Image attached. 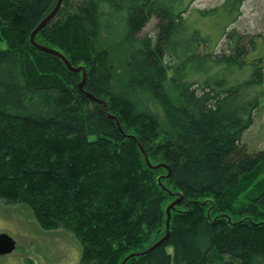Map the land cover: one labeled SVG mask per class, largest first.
<instances>
[{
	"label": "trees",
	"instance_id": "16d2710c",
	"mask_svg": "<svg viewBox=\"0 0 264 264\" xmlns=\"http://www.w3.org/2000/svg\"><path fill=\"white\" fill-rule=\"evenodd\" d=\"M57 1L0 0V202L71 233L78 264H264V183L231 204L264 163L241 143L264 98L262 37L231 28L246 0H61L31 42Z\"/></svg>",
	"mask_w": 264,
	"mask_h": 264
},
{
	"label": "rangeland",
	"instance_id": "374dc122",
	"mask_svg": "<svg viewBox=\"0 0 264 264\" xmlns=\"http://www.w3.org/2000/svg\"><path fill=\"white\" fill-rule=\"evenodd\" d=\"M221 1L195 0L190 10L196 12L213 8ZM241 11L242 16L231 28L239 33L260 35L264 43V0H246ZM155 33V20L152 19L145 26L142 34L154 37ZM226 47V42L221 41L216 49L217 51L226 50ZM103 50H108L109 63H112L115 74L122 76L124 53L119 49H107L105 35L101 34L96 43V52ZM241 143L249 152H264V98L259 100V107L253 113L252 125L243 133ZM263 183L264 163L241 178L239 187L233 192L234 198L232 200L230 198L232 206L239 207L242 204H248ZM199 201L206 203L207 208L212 206L211 200L209 203L206 199H199ZM171 203L165 206V213ZM215 203L217 204V201ZM171 210L168 224L166 223L167 215L165 218V231H168ZM216 214L215 210L211 212V216ZM1 234L9 236L14 241L15 247L11 253L0 255V264H78L79 262L81 247L71 233L64 230H42L31 213L18 205L5 206L0 202ZM217 264L223 263L217 261Z\"/></svg>",
	"mask_w": 264,
	"mask_h": 264
},
{
	"label": "water",
	"instance_id": "95a60500",
	"mask_svg": "<svg viewBox=\"0 0 264 264\" xmlns=\"http://www.w3.org/2000/svg\"><path fill=\"white\" fill-rule=\"evenodd\" d=\"M60 3H61V0H58L57 1V4L54 8V10L48 15L46 16L40 23L39 25L34 29V31L32 32L31 34V37H30V41L33 42V38L34 36L36 35L37 32H39L43 27L44 25L53 17V15L55 14V12L57 11V9L59 8L60 6ZM40 50L44 51V52H48V53H51L55 56H57L58 58H60L64 63L65 65L73 72H78L79 71V68L77 69H74V68H71L69 63L67 62V60L60 54H58L57 52L55 51H51V50H48L46 48H43V47H39ZM84 82V73H83V79H82V82L80 85H82ZM145 162L146 164L149 166L148 164V160L147 158L145 157ZM178 202V200L174 201L173 203H171L167 208H166V215H167V221L166 223L168 224V218H169V211L174 207V205ZM168 233L166 231V234L165 236L159 241L157 242L154 246H152L149 250L153 249L154 247L158 246L159 244H161L167 237ZM15 247V243L14 241L7 235L5 234H1L0 235V255H7L9 253H11L13 251ZM147 250V251H149ZM139 254H130L129 256H127L122 262L121 264H125V262L129 259V258H132L134 256H137Z\"/></svg>",
	"mask_w": 264,
	"mask_h": 264
}]
</instances>
